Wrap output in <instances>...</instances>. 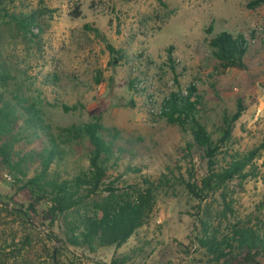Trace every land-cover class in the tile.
<instances>
[{"label":"rangeland","instance_id":"374dc122","mask_svg":"<svg viewBox=\"0 0 264 264\" xmlns=\"http://www.w3.org/2000/svg\"><path fill=\"white\" fill-rule=\"evenodd\" d=\"M253 1L6 0L12 11L46 9L48 14L41 41L34 45L6 36L1 60L10 77H19L25 96L37 89L53 105L77 108L69 112L50 108L53 133L96 117L104 127L119 132L116 147L123 155L109 163L106 184L143 187L144 178L156 180L169 171L193 183L206 176V162L198 152L192 160L183 159L182 149L190 136L167 124L151 107H160L170 92L185 91L194 84L203 97L202 121L218 138L222 118L235 114L240 100L244 111L234 124L233 142L223 150L228 151L221 163L259 147L264 136V3L251 8ZM75 10L80 12L77 18L72 16ZM223 31L249 40L245 70L222 71L212 57L207 39ZM107 43L118 52L111 54ZM171 45L174 71L166 53ZM42 138L29 136L30 143L24 140L17 150L40 151ZM63 149L57 167L63 177L88 169V145L68 144ZM250 168L254 176L242 186L234 180L202 200L184 185L171 186L158 193L149 224L126 244L102 247L94 253L70 246L75 262L110 264L114 258L132 254L125 264H221L224 260L218 263L198 243L206 227L221 237L241 219L264 235V149L245 171ZM22 188L0 163V197L8 207L36 202ZM47 209L48 203L41 202L37 215L60 235V222L51 225L50 219L44 220L42 211ZM256 260L264 264V256Z\"/></svg>","mask_w":264,"mask_h":264},{"label":"trees","instance_id":"16d2710c","mask_svg":"<svg viewBox=\"0 0 264 264\" xmlns=\"http://www.w3.org/2000/svg\"><path fill=\"white\" fill-rule=\"evenodd\" d=\"M262 3L264 0H255L249 6L253 8ZM6 5V0H0V48L6 36L21 38L34 45L41 41L48 11L15 12ZM72 16L77 18L80 12L75 10ZM92 30L99 35L98 29ZM211 32L212 27H209L207 33ZM207 42L222 71L247 68L245 57L250 42L244 35L223 31ZM106 46L111 54L118 52L110 44ZM172 50L171 45L166 53L174 71ZM1 58L0 50V163L13 175L16 184L20 183L30 191L36 202L10 208L0 197V264H77L70 246L91 253L106 246L122 247L149 224L158 193L171 186L184 185L191 195L202 200L223 191L229 182L237 180L242 186L254 176L251 168L247 172L245 169L251 167L258 151L264 149V136L257 149L244 155L235 154L225 161V165L221 163L228 151L223 150L233 142L234 124L244 111L241 101H238L235 114L224 115L218 138H215L200 116L202 94L196 85L190 84L185 91H172L164 97L159 117L190 136L182 149V158L192 160L194 152H198L206 162V176L198 180L190 173V178L194 179L191 183L182 174L177 177L169 171L156 180L144 178L143 187L118 188L106 184L109 163L123 155V151L118 150L120 147H116L119 132L104 127L96 117L90 122L58 128L59 132L53 133L50 108L61 107L65 112L77 108L53 105L37 89L32 95L25 96L19 77H10ZM175 77L178 84V75ZM29 136L32 139L43 137L40 151L17 150L24 140L26 144L30 143ZM68 144L89 146V167L73 176L63 177L57 167L65 152L63 146ZM54 164L56 168H53ZM31 171L33 174L29 177ZM41 202L48 203L47 212L42 211L44 220L50 219L51 225L60 222V235L49 229L37 215L36 206ZM203 225L207 226V220ZM230 226L231 230L221 237L209 233L206 227L205 236L198 239L199 245L218 263L224 260L221 264L230 261L231 264H259L256 259L264 256V235L260 229L241 219ZM132 256L114 258L110 264H125Z\"/></svg>","mask_w":264,"mask_h":264},{"label":"built area","instance_id":"2783aa9c","mask_svg":"<svg viewBox=\"0 0 264 264\" xmlns=\"http://www.w3.org/2000/svg\"><path fill=\"white\" fill-rule=\"evenodd\" d=\"M151 111L155 114H159L160 113V107H155L154 105H152L151 107Z\"/></svg>","mask_w":264,"mask_h":264},{"label":"water","instance_id":"95a60500","mask_svg":"<svg viewBox=\"0 0 264 264\" xmlns=\"http://www.w3.org/2000/svg\"><path fill=\"white\" fill-rule=\"evenodd\" d=\"M34 225V224H33ZM35 226V225H34Z\"/></svg>","mask_w":264,"mask_h":264}]
</instances>
